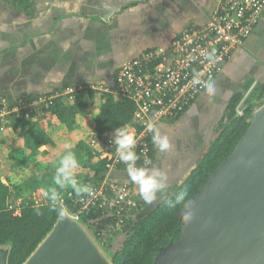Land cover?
Wrapping results in <instances>:
<instances>
[{"label":"crops","instance_id":"0c3cea01","mask_svg":"<svg viewBox=\"0 0 264 264\" xmlns=\"http://www.w3.org/2000/svg\"><path fill=\"white\" fill-rule=\"evenodd\" d=\"M214 8L215 0H0V98L16 102L60 95L55 101L66 104L77 96L86 94L87 98L86 90H91L88 100L95 105L89 115L77 108L67 122L50 112L30 119L26 129H12L4 122L0 181L13 193L24 176H39L50 164L56 167L62 151L76 149L73 147L83 134L88 136L89 146V139L99 135L92 118L99 110L100 93L109 91L115 100L121 99L116 93L117 72L148 52L168 50L182 33L202 29ZM214 81L213 97L202 93L179 119L157 125L172 147L160 153L151 139L149 168H158L168 178L167 190L158 193L156 201L187 178L205 148L220 134L230 101L264 91V9L249 37ZM70 91L73 100H68ZM40 136L46 144L25 146V138L37 144ZM34 150L36 155H32ZM19 164L23 172L17 170ZM110 179L128 184L132 194L140 196L125 170L111 172Z\"/></svg>","mask_w":264,"mask_h":264},{"label":"built area","instance_id":"2783aa9c","mask_svg":"<svg viewBox=\"0 0 264 264\" xmlns=\"http://www.w3.org/2000/svg\"><path fill=\"white\" fill-rule=\"evenodd\" d=\"M263 9L264 0H215L211 18L202 29L182 33L168 50L148 52L117 72V95L135 104V125L128 131L137 140V167L150 166L147 161H151L149 138L152 134L146 131V125L178 119L203 93L198 85L192 83L193 70L198 71L203 80L217 77L236 48L242 46L249 37ZM213 48L216 50L215 62L209 63L201 56V52ZM191 57L196 59L192 60ZM59 96L31 97L16 102L0 98V123L11 115L25 120L37 117L54 104ZM68 100H73V91L69 92ZM243 101L235 108L236 116L243 115ZM112 134L93 135L89 139V145L97 153L98 160L104 161L102 179L88 184L93 188L94 195L78 198L68 193L66 197H60L58 204L64 207L66 199H69L71 206L76 209L74 216L88 215L93 209L105 215L110 214L115 219V230H120L130 212L138 210L139 200L132 194L128 184L110 179L111 172L126 168L118 159L115 145L111 142Z\"/></svg>","mask_w":264,"mask_h":264},{"label":"trees","instance_id":"16d2710c","mask_svg":"<svg viewBox=\"0 0 264 264\" xmlns=\"http://www.w3.org/2000/svg\"><path fill=\"white\" fill-rule=\"evenodd\" d=\"M231 58L225 62L223 69ZM263 92L256 96L257 92L255 91L244 101L242 116L235 115V108L243 96L234 97L228 105L229 115L224 121L220 134L209 144L208 148H205L196 166L190 171L187 178L181 184L174 185L165 197L157 200L155 203L146 205L143 201L141 206L143 205V208H146L142 209L141 212H130L122 229L115 230L114 216L110 214L105 215L97 209H93L88 215L80 216L83 226L97 240L102 239L103 233H108L109 227H112L109 233H121L120 249H111L108 252L111 259L110 264H153L156 256L164 248L178 241L181 216L186 209L184 204H190L188 201H192L196 193L206 182L208 176L232 152L247 129L253 109L257 105V101L264 95ZM86 93L88 95L87 98L85 97L86 94L84 96H77L74 102L62 104L59 101H55L54 104L44 109L43 112H50L63 122L72 120L75 113L78 112L75 105L77 103L85 105V101L91 100L93 91L86 90ZM97 102L99 110L92 118L96 134L113 133L114 129L121 127L129 129L135 125L133 120L135 104L132 101L126 98L115 100L114 94L107 91L100 93ZM80 106L81 104H79L78 108ZM8 118L9 122L7 124L12 129H26L30 121L16 118L13 115ZM25 140V146L30 148H37L46 144V139L43 136L39 137L37 144H33L30 139L25 138ZM149 140L151 141V137ZM79 148L82 149H73L72 152L75 153L81 167L85 166L94 172L95 182H98L103 177L104 161L95 160L97 153L90 145L86 144V146ZM35 151L32 155L37 154ZM59 159L56 162L57 165ZM44 179L35 175L28 182V186L32 185V187L26 190L22 189L24 186L21 187L18 184L15 185L16 191L13 193L10 192L8 186L0 181V246H10L7 264H23L48 235L60 216L59 212L53 211L54 207H58L63 213L76 214V209L71 206L68 201L69 199H66L64 207L59 204L37 206L31 200L27 202L26 196L29 195L28 192L31 189H35L34 186L40 185L44 188H49ZM87 182H89V179L86 180L85 178L81 184L85 185ZM68 189L69 191L63 197H66L68 193H72L75 196L72 189ZM181 191L188 192V197L184 203L175 207H170L165 203L168 199L174 201L175 195ZM18 197L23 198L22 207L20 209H9V205H16ZM25 202L27 203L26 205H24Z\"/></svg>","mask_w":264,"mask_h":264},{"label":"water","instance_id":"95a60500","mask_svg":"<svg viewBox=\"0 0 264 264\" xmlns=\"http://www.w3.org/2000/svg\"><path fill=\"white\" fill-rule=\"evenodd\" d=\"M188 211L193 217L186 222ZM9 252L0 246V264ZM23 264L109 263L63 213ZM153 264H264V104L183 212L178 241Z\"/></svg>","mask_w":264,"mask_h":264},{"label":"clouds","instance_id":"9594fccd","mask_svg":"<svg viewBox=\"0 0 264 264\" xmlns=\"http://www.w3.org/2000/svg\"><path fill=\"white\" fill-rule=\"evenodd\" d=\"M201 56L209 63H214L216 50L214 48L211 51L204 50L201 52ZM191 59L195 60L196 57H191ZM192 83L193 85H198L203 90V93L210 98L216 93L215 81L211 78L203 80L201 74L196 70H193ZM146 131L152 134V143L160 153H165L171 149L172 145L167 135H162L159 127L155 123H148L146 125ZM111 142L115 145V151L119 161L126 166L125 170L130 182L137 186L141 199L146 204H152L156 201L157 194L166 191L168 188L166 173L155 167L136 166V161L139 159L135 152L137 140L134 134L130 133L126 128L114 129ZM147 163L151 164V161L149 160ZM79 166V161L75 153L71 150H68L62 155L53 176V184L55 186L42 189L43 198L51 202L52 205H57L60 199L58 190L66 188H71L78 198L82 196L92 197L94 195L93 188L89 185L81 184L76 178V170ZM187 197L188 192L181 191L175 195L174 201L168 199L165 203L170 207H175L184 203ZM188 203H191V201L189 200ZM184 207L187 208L188 204H184ZM53 211L59 212L61 216L63 215V212L58 207H54ZM192 217L193 212L188 211L184 215V220L186 222L190 221Z\"/></svg>","mask_w":264,"mask_h":264},{"label":"rangeland","instance_id":"374dc122","mask_svg":"<svg viewBox=\"0 0 264 264\" xmlns=\"http://www.w3.org/2000/svg\"><path fill=\"white\" fill-rule=\"evenodd\" d=\"M247 98H248V96L247 97H243L241 101H243V99L245 101ZM244 101H243V103H244ZM79 104H81L80 108L84 110V111L82 110L83 111L82 114L89 115V114H91L95 110L94 109L95 108L94 103L92 104L91 101H89V100L85 101V105H83L82 103H79ZM79 104L77 103L75 105V108H78ZM263 104H264V97L263 98H260L259 102H257V105L253 109L252 115ZM83 106L85 108H83ZM243 106H244V104H243ZM5 119L6 120L4 122L5 123L6 122L8 123L9 122V118L8 117H5ZM4 122H1L0 123V130H2V131L6 128ZM83 128H88V125L83 126ZM36 132H38V131H36ZM82 136H83V138L80 139L76 143V145H74L73 148H75V146H76V149L80 150L82 148H79V147H82V146L84 147V146H86V144L88 145V136L87 135H84V134ZM69 150H71V149H69ZM66 152L63 153V151H62V154L60 156L64 155ZM19 165L17 166L18 167L17 170L20 171V172H23L21 169H24V168L22 167V165H20V166ZM44 168H46V167H44ZM47 168H48V170L47 171H44V172H41V175H39V176H43L45 178L44 180L46 182V185H48L49 187H54L55 185L53 184V176H54V173H55V169L56 168L53 167V165H51V164L49 166H47ZM52 170H53V173H52ZM7 172L8 171H5V174ZM76 173H77L76 178H77V180L80 183H82L85 178H86V180L90 178L89 181H92V180L94 181V179H95L94 174L90 173V171H88V168H86L85 166H83V167L79 166V168L76 170ZM34 176L35 175H31L30 176L31 178L30 177L25 178V176H24V178H22L21 180H19V181H21L20 182L21 187L24 186V187H22V189L28 190L29 187H32V185L28 186V182H29V180L33 179ZM40 178H42V177H40ZM34 188L35 189H31V191L29 190L30 192H28V194L30 196L29 195L26 196L27 197L26 198L27 199V202L29 200H31L35 205H42V204L49 203V201H47V200H45L43 198L42 193H41L42 192V189H44V187L39 185V186H34ZM63 191L64 190H59L60 197H63L64 194L66 192H68V191H65V192H63ZM39 194H40V196H39ZM135 197H136L137 200H139V209L137 211L138 212L139 211L141 212V210L143 209V205L141 206V203L143 202V200L138 195L135 196ZM26 204L27 203L25 202L24 205H26ZM9 207H12V208H15V209H20L22 207V199L20 201H18V199H17L16 205H14V206L9 205ZM64 214L68 215L72 220H74L85 231V233L87 234V236L91 239V241L93 242V244L98 249V251L101 254V256L106 260V262H108L110 264L111 263V259H110V256H109V253L108 252L111 249H116V250H119L120 249V243H121V238H122L121 233L118 232L116 234H113L112 232H110V233H107V234H103L102 239L97 240V239H95L92 236L91 232L89 230H87L83 226V224L81 223L80 216H74V215H72V214H70L68 212H64Z\"/></svg>","mask_w":264,"mask_h":264}]
</instances>
